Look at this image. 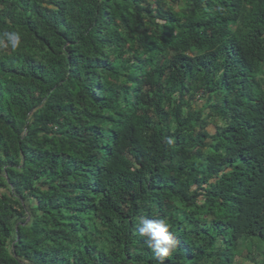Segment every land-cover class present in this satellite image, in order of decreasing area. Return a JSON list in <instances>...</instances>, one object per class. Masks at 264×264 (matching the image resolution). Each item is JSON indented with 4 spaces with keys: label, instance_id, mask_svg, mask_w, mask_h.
Returning a JSON list of instances; mask_svg holds the SVG:
<instances>
[{
    "label": "trees",
    "instance_id": "obj_1",
    "mask_svg": "<svg viewBox=\"0 0 264 264\" xmlns=\"http://www.w3.org/2000/svg\"><path fill=\"white\" fill-rule=\"evenodd\" d=\"M4 31L0 264H161L143 219L164 264H264V0H0Z\"/></svg>",
    "mask_w": 264,
    "mask_h": 264
},
{
    "label": "clouds",
    "instance_id": "obj_2",
    "mask_svg": "<svg viewBox=\"0 0 264 264\" xmlns=\"http://www.w3.org/2000/svg\"><path fill=\"white\" fill-rule=\"evenodd\" d=\"M0 36L13 51L21 45V35L17 31H4ZM169 229V224L163 219H143L137 227L139 235L147 238L149 248L160 259L161 264H164V258L169 257L178 245Z\"/></svg>",
    "mask_w": 264,
    "mask_h": 264
},
{
    "label": "rangeland",
    "instance_id": "obj_3",
    "mask_svg": "<svg viewBox=\"0 0 264 264\" xmlns=\"http://www.w3.org/2000/svg\"><path fill=\"white\" fill-rule=\"evenodd\" d=\"M198 104H196L195 106L197 107H201L202 106V104L203 103H201V100H199V102H197ZM210 132H212V133H214L215 132V128L214 127H211L210 128ZM254 257V256H253ZM236 264H239V262L238 263H236ZM240 264H249L248 262H244L243 260L242 261H240Z\"/></svg>",
    "mask_w": 264,
    "mask_h": 264
}]
</instances>
